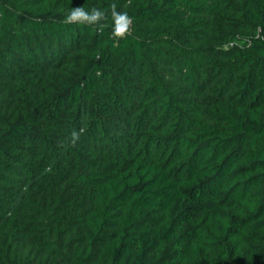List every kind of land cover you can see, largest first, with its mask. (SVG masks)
I'll list each match as a JSON object with an SVG mask.
<instances>
[{"label":"trees","instance_id":"trees-1","mask_svg":"<svg viewBox=\"0 0 264 264\" xmlns=\"http://www.w3.org/2000/svg\"><path fill=\"white\" fill-rule=\"evenodd\" d=\"M0 264H264V0H0Z\"/></svg>","mask_w":264,"mask_h":264},{"label":"clouds","instance_id":"clouds-1","mask_svg":"<svg viewBox=\"0 0 264 264\" xmlns=\"http://www.w3.org/2000/svg\"><path fill=\"white\" fill-rule=\"evenodd\" d=\"M110 15L112 20V38L119 40L126 38L132 31V18L127 12L117 11L116 3L110 5ZM108 19V14L105 10L93 7L90 11L85 10L82 6H76L71 8L63 19L65 24H78L83 26H96L98 29L105 27L102 21ZM73 143L79 139L77 132L73 131L72 134Z\"/></svg>","mask_w":264,"mask_h":264}]
</instances>
